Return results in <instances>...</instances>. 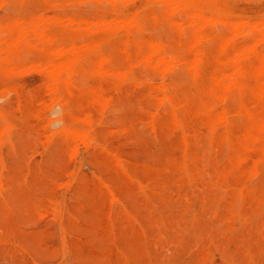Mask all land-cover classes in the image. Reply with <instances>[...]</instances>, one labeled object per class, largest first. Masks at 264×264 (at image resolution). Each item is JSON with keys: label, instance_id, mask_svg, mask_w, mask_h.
Here are the masks:
<instances>
[{"label": "rangeland", "instance_id": "1", "mask_svg": "<svg viewBox=\"0 0 264 264\" xmlns=\"http://www.w3.org/2000/svg\"><path fill=\"white\" fill-rule=\"evenodd\" d=\"M189 1L188 6L181 7L176 0L168 6L157 0H130L131 3L129 0H0V24L15 20L26 30L23 43L17 46L20 47L18 55L11 61L0 62V112L4 113L3 116L0 114L3 117L0 118V129H4L0 130V141L5 139L2 140L4 145L0 143V194L3 195L0 196V264H264V151L258 148L247 151L241 147L246 126L243 110L245 107L256 109L259 103L247 87L253 78L239 76L235 72L238 68L234 69V65L224 61L227 56L247 55L255 44L264 52L261 33L263 29L264 34L261 26L264 24V0ZM36 15L40 19V15L44 16L42 20L38 17L43 24L37 22ZM210 15L215 17H212L213 25L212 18L209 24ZM57 18L61 20L59 24ZM118 18L124 20L123 23ZM80 19H86L90 24L85 25L86 22ZM34 22L41 26L40 29ZM63 22L69 23L65 27ZM125 22L129 27L122 28ZM197 22L203 26L195 39L190 34ZM84 26L92 27L86 30ZM48 36L51 38L47 39ZM225 41L239 49L221 52L220 45ZM254 41L258 43L254 44ZM149 42H158L159 45L154 44L152 49L156 53L150 51ZM41 43L49 49L45 50ZM18 50H23L24 54ZM197 50L203 51L197 53ZM148 53L153 55H147V59ZM58 54L62 57L68 54L76 59H65L67 62L61 63L62 58H56ZM159 54H165V58L160 56L163 61L170 56L168 61L174 62L173 66H164L158 59ZM194 55H200L202 61L195 63L198 57ZM104 56L105 60H102ZM21 57L26 59L25 63ZM99 59L104 61L100 68L97 65ZM129 63L134 65L129 66ZM155 63L159 64L157 68ZM261 65L264 70V61ZM194 66L199 70L196 76ZM103 69L110 72L109 75ZM232 69L234 77L230 78V83L233 84L227 83L229 89L220 94V99L204 92L212 72L229 74L227 71ZM111 70L115 75L123 70L127 73L117 78ZM136 82L138 86L134 84ZM239 84L245 88L239 91ZM164 94L173 97L176 115ZM101 96L108 99L103 108ZM54 100L61 104L63 112L49 110ZM152 112L155 114L151 116ZM206 112L218 117L214 131L208 129L211 125ZM4 124L7 127L4 128ZM51 137L52 141L48 140ZM237 154L245 160L238 162ZM118 157L121 158L117 160ZM5 170H9L8 173ZM101 179L109 183L110 192ZM238 196L240 202H237Z\"/></svg>", "mask_w": 264, "mask_h": 264}, {"label": "bare ground", "instance_id": "2", "mask_svg": "<svg viewBox=\"0 0 264 264\" xmlns=\"http://www.w3.org/2000/svg\"><path fill=\"white\" fill-rule=\"evenodd\" d=\"M6 1V0H5ZM99 1H101V0H99ZM111 1V0H110ZM116 1V0H115ZM123 1V0H122ZM125 1V0H124ZM133 1V0H132ZM136 1V0H135ZM139 1V0H138ZM153 1V0H152ZM157 1H159L162 5H164V6H168L172 1H174V0H157ZM179 1V2H178ZM181 0H176V3H181L182 4V6L181 7H185V6H188L187 5V2L189 1H187V2H185V3H183L182 1L180 2ZM195 1V0H194ZM197 1V0H196ZM200 1V0H199ZM202 1V0H201ZM210 1H212V0H210ZM69 2H71V1H69ZM68 2V5L70 4ZM80 2V1H79ZM78 2V3H79ZM98 2V1H97ZM109 2V1H108ZM129 2H130V0H129ZM128 2V3H129ZM154 2H155V0H154ZM190 2V1H189ZM198 2V1H197ZM203 2V1H202ZM206 2V1H205ZM33 3V2H32ZM127 3V2H126ZM131 3V2H130ZM146 3V2H145ZM174 3V2H173ZM196 2H194V4H195ZM208 3V2H207ZM211 3H213V2H211ZM52 4V3H51ZM65 4V3H64ZM114 4H115V2H114ZM122 4H123V2H122ZM149 4V3H148ZM152 4V3H151ZM184 4V5H183ZM189 4H191V3H189ZM197 5H199L198 3H196ZM195 4V5H196ZM202 4H204V3H202ZM10 5H11V3H10ZM19 5V4H18ZM85 5H87V4H85ZM111 5V4H110ZM117 5V4H116ZM124 5H125V3H124ZM174 5V4H173ZM177 5V4H176ZM176 5H174V6H176ZM215 5H217V4H215ZM8 6V5H7ZM12 6V5H11ZM17 6V5H16ZM20 6V5H19ZM79 6V5H78ZM112 6V5H111ZM172 6V5H171ZM190 6V5H189ZM194 5H192L191 7H193ZM201 6L202 5H200V6H198V9H200L201 8ZM208 6H211L210 4H208ZM208 6H207V8H208ZM14 7V6H13ZM31 7V6H30ZM47 7V6H46ZM115 7V6H114ZM173 7V6H172ZM196 8H197V6H195ZM200 7V8H199ZM17 8V7H16ZM166 8V7H165ZM180 8V7H179ZM194 8V7H193ZM211 8V7H210ZM217 8V7H216ZM220 8V7H219ZM20 9H21V7H20ZM39 9V8H38ZM87 9H88V6H87ZM116 9V8H115ZM138 9V8H137ZM163 9V8H162ZM213 9V8H212ZM212 9H211V12H212ZM215 9V8H214ZM8 10V9H7ZM6 10V11H7ZM140 10V9H139ZM203 10H204V8H203ZM207 11H210V10H208V9H206ZM216 10H218V9H216ZM21 11V10H20ZM36 11V10H35ZM46 11V10H45ZM134 11V10H133ZM177 11V10H176ZM178 11H180V9L178 10ZM182 11V10H181ZM194 11V10H193ZM19 11H17V13H18ZM40 12V11H39ZM81 12H83V11H81ZM130 12V11H129ZM175 12V11H174ZM190 12H191V10H190ZM199 12V11H198ZM216 12V11H215ZM222 12V11H221ZM20 13V12H19ZM117 13V12H116ZM131 13V12H130ZM168 13H169V10H168ZM192 13V12H191ZM218 13V12H217ZM224 13V12H223ZM50 14V13H49ZM83 14H84V12H83ZM117 14H119V13H117ZM170 14V13H169ZM171 14H172V12H171ZM176 14H177V12H176ZM176 14H174V15H176ZM187 14V13H186ZM201 14V13H200ZM202 14H203V12H202ZM213 14V13H212ZM219 14H221L220 13V11H219ZM219 14H218V16H219ZM23 15V14H22ZM21 15V16H22ZM52 15V14H51ZM78 15V14H77ZM127 14H125V16H126ZM134 15V14H133ZM191 15V14H190ZM190 15H188V16H190ZM195 15H197V14H195ZM214 15H215V13H214ZM24 16V15H23ZM41 16V19H40V17H39V19L40 20H42L43 19V17L44 16H42V15H40ZM59 16V15H58ZM65 16H66V18L67 17H69V16H67L66 14H65ZM116 16V15H115ZM144 16V15H143ZM149 16V15H148ZM203 16V15H202ZM201 16V17H202ZM31 17V16H30ZM38 17H37V15L35 16V18H37V22H39L40 24L42 23L43 24V22H41V21H39V19H38ZM60 17V16H59ZM86 17H87V15H86ZM118 16H116V18H117ZM193 17V16H192ZM198 17V16H197ZM209 17V16H208ZM213 16H211L210 15V17H209V19H210V21H209V24L212 22L211 20L213 19V18H215V17H213ZM24 18V17H23ZM28 18V17H27ZM47 18V17H46ZM70 18V17H69ZM68 18V19H69ZM106 18H108V17H106ZM109 18H111V17H109ZM112 18H114V17H112ZM151 18V17H150ZM194 18H195V16H194ZM193 18V19H194ZM199 18V17H198ZM212 18V19H211ZM218 18V17H217ZM18 19V18H17ZM21 19H22V17H21ZM54 19H56V18H54ZM60 19H62V18H60ZM97 19H99V18H97ZM115 19V18H114ZM118 19H120L121 21H122V23H123V21L124 20H122L121 18H118ZM118 19H117V21H118ZM130 19H133V18H130ZM129 19V20H130ZM203 19V18H202ZM205 19V18H204ZM208 18H207V20H209ZM25 20H27V19H25ZM59 19L57 18V21H58ZM63 20V19H62ZM71 20V19H70ZM80 20H83V21H85L86 22V24L85 25H89L90 23H88L87 21H86V19H80ZM91 21H92V19H90ZM243 20V19H242ZM15 21V20H14ZM7 22V23H4V24H0V53H4V55L3 56H0V62H5V61H11L12 60V58L15 56V55H18V53H17V49H19V48H17V46L19 45V43L20 42H22V40H23V34L25 33V29H24V27L22 26V25H20L19 23H15V22ZM33 21V20H32ZM34 21H36V19L34 20ZM60 21L61 20H59V22H57L58 24L60 23ZM72 21V20H71ZM74 21V20H73ZM116 21V22H117ZM125 21H127L128 22V20H125ZM196 21H197V19H196ZM205 21V20H204ZM203 21V22H204ZM236 21V20H235ZM45 22V21H44ZM65 23H66V19H65V21H64ZM64 22L62 23L63 25H65V27H66V25L69 23V22H67V24H64ZM115 22V21H114ZM136 22V21H135ZM177 22V21H176ZM176 22H170V24L172 23H176ZM189 22H192V21H189ZM199 22V21H198ZM196 23V24H193V27L191 28V34H190V36L191 37H198L199 36V33H200V31H201V26H203V25H201L200 26V24L199 23ZM202 22V23H203ZM208 22V21H207ZM206 22V23H207ZM214 22V23H213ZM213 22L211 23L212 25L213 24H215V21H214V19H213ZM227 22V21H226ZM231 22V21H230ZM242 22V21H241ZM22 23H23V21H22ZM32 23V22H31ZM71 23V22H70ZM78 23V22H77ZM88 23V24H87ZM92 23V22H91ZM93 23H95L94 22V20H93ZM118 23V22H117ZM148 23V22H147ZM180 23V22H179ZM225 23V22H224ZM234 23V22H233ZM239 23V22H238ZM250 23H252V24H254L253 22H250ZM23 24H25V23H23ZM33 24H35L36 26H37V29H40L39 28V26H38V23H33ZM56 24V23H55ZM57 24V25H58ZM61 24V25H62ZM132 25L133 24H135L134 22L133 23H131ZM139 24V23H138ZM180 24H182V23H180ZM190 24V23H189ZM204 24V23H203ZM247 24V23H246ZM251 24V25H252ZM261 24V23H260ZM80 25V24H79ZM97 25V24H96ZM100 25V24H99ZM118 25V24H117ZM120 25V24H119ZM124 25V27H122V28H125V25H129V24H126V22L123 24ZM145 25V24H144ZM179 25V24H178ZM188 25V24H187ZM205 25V24H204ZM220 25V24H219ZM223 25V24H222ZM222 25H220V26H222ZM234 25V24H233ZM235 25H236V23H235ZM250 25V24H249ZM257 25V24H256ZM259 25V24H258ZM46 26V25H45ZM54 26V25H53ZM107 26V25H106ZM110 26H111V24H110ZM110 26H108V27H110ZM131 26V25H130ZM148 26V25H147ZM180 26H184V24H182V25H180ZM179 26V27H180ZM191 26H192V23H191ZM236 26H238V25H236ZM261 26H263L264 27V24L263 25H261ZM41 27V26H40ZM55 27V26H54ZM75 27V26H74ZM76 27L77 28H82V26L81 27H79V26H77L76 25ZM76 27H75V29H76ZM84 27H86V26H84ZM91 27L92 26H88V27H86V30H87V28H90L91 29ZM97 27V26H96ZM95 27V28H96ZM105 27V26H104ZM120 27V26H119ZM118 27V28H119ZM129 27V26H128ZM133 27V26H132ZM178 27V28H179ZM240 27V26H239ZM252 27H254V25H252ZM256 27V26H255ZM45 28V27H44ZM43 28V29H44ZM98 28V27H97ZM115 28V27H114ZM212 28H213V26H212ZM234 28L235 27H233V29L232 30H234ZM249 27H247V29H248ZM262 28V27H261ZM260 27H259V29H261ZM42 29V30H43ZM49 29V28H48ZM71 29V28H70ZM89 29V30H90ZM94 29V28H93ZM92 29V30H93ZM113 29V28H112ZM112 29H111V31H112ZM137 29V28H136ZM215 29V28H214ZM250 29V28H249ZM254 29H256V28H254ZM258 29V32L260 31ZM41 30V31H42ZM88 30V31H89ZM100 30H103V29H100ZM99 30V31H100ZM107 30V29H106ZM27 31H28V29H27ZM40 31V30H39ZM40 31V32H41ZM93 31H95V30H93ZM93 31H90V32H93ZM97 31V30H96ZM104 31H105V29H104ZM117 31V30H116ZM127 31V30H126ZM181 31H182V28H181ZM262 31H263V29H262ZM261 31V33H262V35L264 36V34H263V32ZM28 32H30V31H28ZM38 32V31H37ZM39 32V34H41ZM55 32V31H54ZM106 32V31H105ZM108 32V31H107ZM146 32H147V30H146ZM188 32V31H187ZM250 32L251 31H249V34H250ZM27 33V32H26ZM56 33H57V31H56ZM60 33V32H59ZM58 33V34H59ZM113 33H115V32H113ZM220 33H221V31H220ZM252 33V32H251ZM256 33V32H255ZM260 33V32H259ZM31 34V33H30ZM55 34V33H54ZM81 34V33H80ZM93 34H94V32H93ZM92 34V35H93ZM133 34V33H132ZM146 34V33H145ZM214 34V33H213ZM234 34H235V32H234ZM240 34V33H239ZM42 35V34H41ZM46 35V34H45ZM44 35V36H45ZM113 35V34H112ZM236 35V34H235ZM31 36V35H30ZM33 36V35H32ZM32 36L30 37V38H32ZM47 36V35H46ZM65 36V35H64ZM75 36V35H74ZM73 36V37H74ZM97 36V35H96ZM37 37V36H36ZM40 37V36H39ZM52 37H54V36H52ZM69 37V36H68ZM152 37V36H151ZM208 37V36H207ZM250 37H252V36H250ZM249 37V38H250ZM47 39L48 38H51L50 36H48V37H46ZM66 38V37H65ZM71 38V37H70ZM75 38H76V36H75ZM84 38V37H83ZM87 38V37H86ZM201 38H206V37H201ZM233 38H234V36H233ZM256 38H258V36H256ZM34 39V38H33ZM43 40H44V38H42ZM79 39V38H78ZM196 39V38H195ZM260 39H261V37H260ZM31 40V39H30ZM39 40H41V38L39 39ZM51 40V39H50ZM56 40H57V38H56ZM63 40V39H62ZM68 40V39H67ZM72 40V39H71ZM77 40V39H76ZM90 40V39H89ZM98 40V39H97ZM152 40V39H151ZM258 40V39H257ZM33 41V40H32ZM105 41V40H104ZM103 41V42H104ZM160 41V40H159ZM242 41H244V40H242ZM26 42H29V41H26ZM26 42H24V43H26ZM33 42H35V39H34V41ZM82 42V41H81ZM99 42V41H98ZM153 42V41H152ZM258 42H260V40H258ZM258 42H256V41H254L253 43L255 44V43H258ZM23 43V42H22ZM32 43V42H31ZM39 43V42H38ZM52 43H53V41H52ZM52 43H50L49 42V44H52ZM55 43V42H54ZM57 43H59V42H57ZM72 43V45H73V42H71ZM84 43V42H83ZM87 42H85V44H86ZM127 43H129V42H127ZM195 43V42H194ZM193 43V44H194ZM197 43V42H196ZM199 44L201 43V42H198ZM244 43H246V42H244ZM252 43V42H251ZM42 44V43H41ZM44 44H46V43H44ZM60 44V43H59ZM64 44V43H63ZM82 44V43H81ZM84 44V45H85ZM94 44H96V43H94ZM149 44H150V48H151V52L153 51L152 49H153V45L154 44H157V45H159L158 44V42L156 43H150L149 42ZM152 44V45H151ZM161 44V43H160ZM191 45L192 47L194 46V45ZM242 44H243V42H242ZM253 44V45H254ZM21 45V44H20ZM39 45V44H38ZM52 45H55V44H52ZM67 45V44H66ZM65 45V46H66ZM84 45H82V46H84ZM90 45V44H89ZM93 45V44H92ZM91 45V46H92ZM157 45H155V47L157 46ZM164 45V44H163ZM235 45V44H234ZM236 45H238V44H236ZM256 45V44H255ZM255 45L253 46V47H251L252 45H250V47L251 48H249L250 49V53L248 52V54L246 55H237V56H235V57H232V56H227L226 57V60H224V61H226L227 62V64H230V65H234L235 66V68L234 69H236V67L238 68V70L236 69L235 70V72H237V73H239V76H240V74H241V77H252L253 78V82L250 80V82H252L251 84H248L247 85V87H248V89H249V91H250V93L253 95V97L257 100V102L259 103V105L257 106V108L256 109H249V108H244V110H243V114L245 115V117H246V126H245V131H244V134H243V136H242V138H241V147L243 148V149H251V148H258V149H261V150H263L264 151V70L262 69V62L264 61V52H262V51H260V50H258L256 47H255ZM27 46V45H26ZM36 46H37V43H36ZM42 46H44L43 44H42ZM50 46V45H49ZM64 46V47H65ZM82 46H81V48H82ZM94 46V45H93ZM190 46V45H189ZM241 46V45H240ZM21 47H22V45H21ZM29 47V46H28ZM47 48H48V46H46ZM61 47V46H60ZM63 47V48H64ZM77 47V46H76ZM241 47H243V46H241ZM247 47V46H246ZM42 48V47H41ZM44 48H45V46H44ZM44 48H42L43 50H44ZM57 48V47H56ZM124 48H125V45H124ZM123 48V50H125ZM156 48H158V46L156 47ZM156 48H154V49H156ZM160 48V47H159ZM161 48H163L162 46H161ZM260 48H262V47H260ZM259 48V49H260ZM264 48V47H263ZM23 49V48H22ZM27 49H29V48H27ZM49 49V48H48ZM48 49H46L45 48V50H48ZM54 49V48H53ZM76 49H78V48H76ZM232 49V51L233 50H235V51H237V49H239V48H237V47H234L233 45H229L228 44V41H225V42H222L221 43V45H220V51L221 52H228L229 50H231ZM34 50V49H33ZM35 50H36V48H35ZM38 50V49H37ZM82 50V49H81ZM80 50V51H81ZM158 49H156V51H157ZM243 50H244V48H243ZM18 51H20V50H18ZM21 51H23V50H21ZM20 51V52H21ZM32 51V50H31ZM64 51V50H63ZM127 51V50H126ZM149 51V52H150ZM197 51H199V50H197ZM201 51H203V50H200L199 52H197V53H200ZM239 51V50H238ZM28 52H29V50H28ZM47 52V51H46ZM78 52H79V50H78ZM88 52H89V50H88ZM153 52H155V51H153ZM152 52V53H153ZM189 52V51H188ZM196 52V51H195ZM81 53V52H80ZM92 53V52H91ZM128 53V52H127ZM151 53V54H152ZM156 53V52H155ZM158 53H159V51H158ZM196 53V54H197ZM21 54H24V51L23 52H21ZM47 54V53H46ZM69 54V53H68ZM67 54V55H68ZM82 54V53H81ZM90 54V53H89ZM150 54V55H151ZM154 54V53H153ZM152 54V55H153ZM52 55V54H51ZM50 54H49V56H51ZM65 55V54H64ZM64 55H63V57H64ZM66 55V57H62V55L61 54H58L57 56L59 57H56L57 58V60L58 59H61V63H64L63 61H65V63L67 62V60H65V59H70V61H72V60H74V59H76V57H73V58H71V57H68ZM73 55V54H72ZM71 55V56H72ZM128 55V54H127ZM147 55H149V53L148 54H146V58H147ZM149 55V56H150ZM162 55H163V57H162ZM162 55H160L159 54V57H158V59L160 58L161 59V57L162 58H165V54H162ZM22 56V55H21ZM24 57H25V55H23ZM27 56V55H26ZM48 56V55H47ZM48 56V57H49ZM77 56V55H76ZM81 56V55H80ZM82 56H84L83 54H82ZM129 56V55H128ZM128 56H126V59H127V57ZM148 56V57H149ZM161 56V57H160ZM172 56V55H171ZM195 56V55H194ZM20 57V56H19ZM24 57L22 58L21 57V59H22V61H23V59H24ZM52 57V56H51ZM78 57V56H77ZM86 57V56H85ZM90 57H91V55H90ZM130 57V56H129ZM170 57V56H169ZM169 57L168 58H166L167 59V61L169 60ZM195 57H198V56H195ZM194 57V58H195ZM26 58V57H25ZM28 58V57H27ZM53 58H55V56L53 57ZM145 58V60H146V62H147V59ZM199 58H200V55H199V57L198 58H195V59H197V60H195V63H197V61H202L201 60V58H200V60H199ZM217 58V57H216ZM18 59V58H17ZM20 59V58H19ZM102 60H105V56L103 57V58H101ZM101 59H99V62L97 63V65H99L98 67L100 68V66L102 65V62H104V61H102ZM131 59V58H130ZM175 59V57L172 59V60H174ZM218 59V58H217ZM25 61H24V63L26 62V59H24ZM79 60V59H78ZM156 60H157V58H156ZM164 60V59H163ZM162 59H161V61L164 63L163 65L165 66L166 64H171L172 66H173V64H174V62H173V64L171 63V62H167L166 60L165 61H163ZM171 60V59H170ZM14 61V60H13ZM16 62H17V60H15ZM21 61V62H22ZM48 61H50L49 59H48ZM51 61H55V60H53V59H51ZM102 61V62H101ZM107 61H108V59H107ZM161 61L159 62V64L161 63ZM181 61V60H180ZM179 61V62H180ZM183 61H185V60H183ZM223 61V62H224ZM19 62H20V60H19ZM32 62V61H31ZM30 62V63H31ZM47 62V61H46ZM56 62H58V61H56ZM79 62V61H78ZM146 62H145V64H146ZM175 62H177L178 63V61H175ZM191 62H193L192 60H191ZM219 62V61H218ZM11 63L12 62H10V65H11ZM29 63V64H30ZM34 63V62H33ZM39 63H40V61H39ZM71 63V62H70ZM133 63V62H132ZM135 63H137L136 61H135ZM36 63H34V65H35ZM43 64V63H42ZM50 64L52 65L53 63L52 62H50ZM68 64H69V62H68ZM130 65L129 66H132V65H134V64H132L131 65V63H129ZM156 65H154V67L155 68H157V65L159 66V64L158 63H155ZM176 64V63H175ZM192 64L193 63H191L190 65V67H192ZM198 64H199V62H198ZM18 65V64H17ZM16 65V66H17ZM22 65V64H21ZM41 65V64H40ZM51 65H49L50 66V68H51ZM71 65V64H70ZM76 65V64H75ZM79 65V64H78ZM138 65V64H137ZM147 65H149L148 63H147ZM163 65H162V71L164 72V69H163ZM170 65V66H171ZM6 66V65H5ZM32 66L33 65H31L30 67L32 68ZM88 66V65H87ZM136 66V65H135ZM153 66V65H152ZM168 66V65H167ZM9 67H11V66H9ZM34 67H36V66H34ZM72 67V66H71ZM70 67V68H71ZM82 67V66H81ZM97 67V68H98ZM188 67H189V65H188ZM187 67V68H188ZM189 67V68H190ZM195 67V66H194ZM197 67V66H196ZM195 67V69H194V72H193V74L196 76V75H198V73H199V70H198V68H196ZM17 68V67H16ZM99 68H98V70H99ZM161 68V67H160ZM165 68V67H164ZM174 68V67H173ZM186 68V69H187ZM188 68V69H189ZM33 69V68H32ZM31 69V71H33ZM54 69V68H53ZM52 69V70H53ZM74 70H76L75 68H73ZM89 69H91V68H89ZM93 69H94V67H93ZM234 69H232L231 71H232V74L230 73V72H228L227 71V73H229V74H224V73H222V74H219L218 73V71H214V72H212L210 75H209V77H208V80H207V83H206V85L204 86V92H206L210 97H212V98H214V99H220V97H221V93L226 89H229V88H227L228 86H227V83L229 84L230 83V78L231 77H234L233 76V71H234ZM36 70V69H35ZM55 70V69H54ZM98 70H97V72H98ZM104 70V69H103ZM160 70V69H159ZM171 70V69H170ZM193 70V69H192ZM8 71V70H7ZM92 71V70H91ZM100 71H102V70H100ZM105 71V70H104ZM109 71V70H108ZM117 71V70H116ZM115 71V72H116ZM25 72V74H26V72H28V71H24ZM24 72L22 73V74H24ZM29 72H30V70H29ZM28 72V73H29ZM36 72V71H35ZM52 72V71H51ZM55 72V71H54ZM80 72V71H79ZM105 72H107V71H105ZM104 72V73H105ZM113 71L111 70V74H113L112 73ZM118 72H119V70H118ZM124 72V70L122 71V72H119L118 73V75H120V74H122ZM166 72V71H165ZM182 72V71H181ZM9 73V72H8ZM40 73H42V72H40ZM44 73H46L45 71H44ZM44 73H42V74H44ZM68 73H70V72H68L67 71V74ZM108 73V75H109V73L110 72H107ZM107 73H105V74H107ZM127 72L125 71V74H126ZM168 73H170L169 72V70H168ZM18 73H16V75H17ZM19 74H21V73H19ZM49 74V73H48ZM71 74V73H70ZM77 74V73H76ZM83 74V73H82ZM98 74V73H97ZM124 74V73H123ZM124 74V75H125ZM163 74V73H162ZM69 75V74H68ZM73 75V74H72ZM101 75V74H100ZM114 76H116L115 75V73L113 74ZM116 76L117 78H119V76ZM124 75H123V78H125L124 77ZM194 75H193V77H194ZM234 75H237V74H234ZM45 76H46V74H45ZM50 76H53V75H50ZM63 76H64V74H63ZM167 75H165L164 77H166ZM12 77H14V76H12ZM48 77V76H47ZM55 77H57V76H55ZM62 77V76H61ZM70 77H71V75H70ZM130 77V76H129ZM50 78V77H49ZM48 78V79H49ZM249 78V79H250ZM251 78V79H252ZM46 79V78H45ZM62 79V78H61ZM126 79V78H125ZM182 79V78H181ZM225 79H227L228 81H225ZM234 79V78H233ZM232 79V80H233ZM235 79H236V77H235ZM51 80H52V78H51ZM50 80V81H51ZM64 80H65V78H64ZM71 80H72V78H71ZM129 80H132V78L131 79H129ZM134 80V79H133ZM49 81V82H50ZM60 81V80H59ZM70 80L68 79V82H69ZM148 81V80H147ZM173 81V80H172ZM181 81H183V80H181ZM184 81H186V80H184ZM233 81H235V82H237L236 80H233ZM53 82V81H52ZM66 83H67V80L65 81ZM176 82V81H175ZM18 83V82H17ZM58 82H56V84H57ZM60 83H62V81L60 82ZM65 83V84H66ZM71 83H73V82H71ZM139 83H142L141 81H139ZM47 84V83H46ZM52 84V83H51ZM50 84V85H51ZM54 84V83H53ZM135 85H137L138 86V84H137V82L136 83H134ZM231 84H233V83H230V85ZM61 85V84H60ZM190 85V84H189ZM193 85V84H192ZM236 85H237V83H236ZM47 86V85H46ZM63 86H64V84H63ZM65 86H67V85H65ZM68 86H70V85H68ZM74 86V85H73ZM239 91H240V89H244L245 88V86L244 85H240L239 84ZM51 87V86H50ZM54 87V86H53ZM157 87V86H156ZM8 88V87H7ZM47 88V87H46ZM57 88V87H56ZM56 88H54V89H56ZM69 88V87H68ZM134 88V87H133ZM4 89H6V87L4 88ZM9 89V88H8ZM8 89H6V90H8ZM50 88H48V90H49ZM60 89H61V87H60ZM164 89H165V87H164ZM29 89H27L26 91H28ZM68 90V89H67ZM70 90V89H69ZM246 90H247V88H246ZM9 91H10V89H9ZM58 91V90H57ZM116 91V90H115ZM229 91V90H228ZM47 92V91H46ZM59 92V91H58ZM70 91H68V93H69ZM2 93H4L3 91H2ZM8 93V92H7ZM46 94V93H45ZM50 94V93H49ZM52 94V93H51ZM70 94V93H69ZM101 94V93H100ZM7 95V94H6ZM10 95V94H9ZM164 95H166L165 96V98H167V101H168V103H169V105H170V107H171V109H172V112H173V114H175V111H176V106H175V102H174V100H173V97L171 96V95H167V94H164ZM182 95V94H181ZM222 95H224V93L222 94ZM242 95V94H241ZM2 96V95H1ZM51 96H53V95H50V97ZM55 96V95H54ZM57 96H59V95H57ZM111 96V95H110ZM186 96H187V94H186ZM189 96V95H188ZM225 96V95H224ZM60 98H61V96H59ZM102 97V99H104L103 101H104V105H102V104H100V106L103 108V106H105V104L107 105V103H105V99H106V96H105V98H103V96H101ZM161 97H163V96H161ZM242 97V96H241ZM8 98H9V96H8ZM52 99H53V97H51ZM55 98V97H54ZM56 98H58V97H56ZM225 98H226V96H225ZM224 98V99H225ZM98 99V98H97ZM161 99V98H160ZM223 99V98H222ZM223 99V101H225ZM56 100V99H55ZM53 101L52 102V104H50L51 106H50V109L49 110H51L53 113H58L60 110H61V104L58 102V101ZM58 100V99H57ZM60 100V99H59ZM107 101H108V99H106ZM3 101V100H2ZM51 101V100H50ZM202 101V100H201ZM249 101V100H248ZM8 102V101H7ZM31 102V101H30ZM35 102V101H34ZM38 102V101H37ZM45 103V101L43 100L42 101V103ZM160 102V101H159ZM162 102H163V99H162ZM161 102V103H162ZM246 102V101H245ZM33 103V102H32ZM31 103V104H32ZM40 103V102H39ZM47 103V102H46ZM51 103V102H50ZM161 103H160V105H161ZM249 103V102H248ZM10 104V103H9ZM213 104V103H212ZM251 104V103H250ZM42 105V104H41ZM43 105H46V104H43ZM93 105V104H92ZM223 105V104H222ZM8 106V105H7ZM47 106V105H46ZM180 106L182 107V105L180 104ZM18 107V106H17ZM62 107H64V106H62ZM66 107V106H65ZM139 107H140V105H139ZM212 107H214V106H212ZM211 107V108H212ZM10 108H13L14 109V107H12V106H10ZM48 108V107H47ZM104 108H106V107H104ZM141 108V107H140ZM158 108V107H157ZM210 108V107H209ZM224 108V107H223ZM17 109V108H16ZM19 109H20V107H19ZM65 109V108H64ZM203 109V108H202ZM63 110V109H62ZM61 110V111H62ZM103 110V109H102ZM69 111V110H68ZM67 111V112H68ZM221 111L222 112H224L225 110H222L221 109ZM63 112V111H62ZM65 112V111H64ZM71 112V110L69 111V113ZM155 113H156V110L154 111ZM154 112H152L151 113V116H152V114L154 115L155 113ZM84 113V112H83ZM85 113H87V112H85ZM89 114H90V112H88ZM92 113V112H91ZM207 113V112H206ZM236 113V112H235ZM0 114H2V116L4 115V113H2V112H0ZM51 114V113H50ZM50 114H49V116H50ZM63 114V113H62ZM72 114V113H71ZM70 114V115H71ZM229 114H232V113H229ZM240 114V113H239ZM73 115V114H72ZM101 115H102V113H101ZM176 115V114H175ZM221 114H218L217 116H220ZM223 115H226V113L225 114H223ZM56 116V115H55ZM87 116V115H86ZM222 116V115H221ZM40 117V116H39ZM53 117V116H52ZM62 117H63V115H62ZM177 117V116H176ZM225 117H227V116H225ZM1 118V120H2V118L3 117H0ZM57 118L59 119V115L57 116ZM76 118H78V117H76ZM75 118V119H76ZM102 118V117H101ZM101 118H99L100 120H101ZM175 118V117H174ZM216 116L214 115H212L211 113H207V120L209 121V123H210V127L211 128H208V129H212L213 131L215 130V127H216V119L218 120V117L216 118ZM6 119L7 118H5L4 117V121H6ZM72 120H74V118H71ZM70 119V120H71ZM90 119H91V121H92V118L90 117ZM103 119V118H102ZM140 119V118H139ZM154 119V118H153ZM178 119V118H177ZM226 119V118H225ZM240 119V118H239ZM50 120V119H49ZM48 120V121H49ZM222 120V119H221ZM4 121H2V122H4ZM52 121V120H51ZM63 121V120H62ZM76 121V120H75ZM99 121V120H98ZM177 121V120H176ZM175 121V123H177ZM226 121H227V119H226ZM7 122V121H6ZM6 122H5V124H6ZM74 122V121H73ZM80 122V121H79ZM56 123V122H55ZM81 123V122H80ZM99 124H100V121L98 122ZM4 124V125H5ZM46 124H48V123H46ZM52 124H54V123H52ZM65 124V123H64ZM82 124V123H81ZM152 124H153V122H152ZM177 124H180V122H178ZM176 124V125H177ZM3 125V127L5 128V127H7V125H5L4 126ZM49 125V124H48ZM63 125V124H62ZM86 125V124H85ZM91 125H92V123H91ZM98 125V124H97ZM181 125V124H180ZM179 125V126H180ZM9 126H10V124H9ZM88 126V125H87ZM2 127V128H3ZM89 127V126H88ZM92 127H94V125L92 126ZM181 127H182V125H181ZM226 127V126H225ZM10 128H11V126H10ZM9 128V129H10ZM50 128V127H49ZM65 128V127H64ZM67 128V127H66ZM78 128V127H77ZM77 128H74V129H77ZM143 128V127H142ZM152 128V127H151ZM177 128H179V127H177ZM190 128V127H189ZM188 128V129H189ZM227 128V127H226ZM8 129V128H7ZM9 129H8V131H9ZM44 129H45V127H44ZM58 129V128H57ZM60 129V128H59ZM58 129V130H59ZM69 129H70V127H69ZM81 129V128H80ZM84 129V128H83ZM87 129V128H86ZM182 129V128H181ZM0 130H4V129H0ZM22 130V129H21ZM55 130H56V127H55ZM85 130V129H84ZM113 130H114V128H113ZM125 129H123V131H124ZM184 130V129H183ZM182 130V132H184ZM226 130V129H225ZM19 131V130H18ZM47 131V130H46ZM50 131L52 132V130L50 129ZM64 131V130H63ZM78 131V130H77ZM54 132V131H53ZM58 132H60V131H58ZM57 132V133H58ZM65 132V131H64ZM72 132V131H71ZM79 132V131H78ZM77 132V133H78ZM217 132V131H216ZM2 133V132H1ZM39 133H40V131H39ZM49 133V132H48ZM55 133H56V131H55ZM92 133H94V132H92ZM111 133V132H110ZM198 133V132H197ZM9 134H11V133H9ZM8 134V135H9ZM41 134V133H40ZM65 134V133H64ZM79 134V133H78ZM77 134V135H78ZM186 134V133H185ZM204 134V133H203ZM28 135H30V134H28ZM27 135V136H28ZM43 135H45V133L43 134ZM91 134L89 133V136H90ZM92 135H94V134H92ZM155 135V134H154ZM201 135V134H200ZM227 135V134H226ZM1 136V135H0ZM5 136H6V134H5ZM19 135H17L16 137H18ZM66 136H67V134H66ZM65 136V137H66ZM84 136V135H83ZM95 136V135H94ZM210 136V135H209ZM7 137V136H6ZM96 137V136H95ZM94 137V138H95ZM155 137V136H154ZM213 137V136H212ZM211 137V138H212ZM3 138V136L1 137V139ZM81 138V137H80ZM94 138H92V139H94ZM204 138H206V137H204ZM52 139V137L50 138V139H48V140H51ZM100 139V138H99ZM156 139V138H155ZM186 139V138H185ZM225 139H226V137H225ZM3 140V139H2ZM0 141V143L1 142H3V141ZM7 140V139H6ZM34 140V139H33ZM85 140V139H84ZM83 140V141H84ZM101 140V139H100ZM205 140V139H204ZM228 140V139H227ZM11 141V140H10ZM52 141V140H51ZM50 141V142H51ZM89 141H90V139H89ZM155 141H157V139L155 140ZM12 142V141H11ZM41 142H43V141H41ZM49 142V141H48ZM81 142V141H80ZM97 142H98V140H97ZM211 142V141H210ZM229 142H231V141H229ZM13 143V142H12ZM12 143L10 144V145H12ZM208 143V142H207ZM226 143V142H225ZM1 144H3L4 145V142L3 143H1ZM100 144V143H99ZM177 144V143H176ZM186 144H187V142H186ZM210 144V143H209ZM212 144V143H211ZM36 145V144H35ZM76 145H77V143H76ZM93 146H94V144H92ZM101 145H102V143H101ZM104 145V144H103ZM34 146V145H33ZM43 146V145H42ZM178 146V145H177ZM182 146V145H181ZM196 146V145H195ZM227 146H229V145H227ZM74 147V146H73ZM77 147V146H76ZM75 147V148H76ZM98 147V146H97ZM96 147V148H97ZM230 147V146H229ZM80 148V147H79ZM88 148V147H87ZM214 148H216V147H214ZM227 148V147H226ZM92 149H95V147L94 148H92ZM100 149H101V147H100ZM184 149H185V146H184ZM184 149H182V150H184ZM188 149V148H187ZM104 150V149H103ZM103 150H101V151H103ZM210 150V149H209ZM2 151V150H1ZM0 151V152H1ZM73 151H75V152H77L78 153V151H76V150H73ZM100 151V150H99ZM105 151V150H104ZM107 151H108V149H107ZM248 151V150H247ZM31 152V151H30ZM81 152V151H80ZM189 153H190V150L188 151ZM71 155H72V153L71 152H69ZM105 153H108V152H105ZM115 153V152H114ZM113 153V154H114ZM186 153V152H185ZM188 153V154H189ZM262 153H264V152H262ZM70 154H69V157H70ZM74 154H76V153H74ZM123 154V153H122ZM183 154V153H182ZM212 155V154H211ZM238 155V154H237ZM72 156H75V155H72ZM184 156V155H183ZM239 156V155H238ZM115 157H116V155H115ZM123 157V156H122ZM177 157V156H176ZM71 158V157H70ZM121 157H118L117 158V160L118 159H120ZM190 158V157H189ZM208 158V157H207ZM242 158V157H241ZM240 158V156H239V158L237 159L238 160V162H240L241 163V161L242 160H245V159H241ZM253 158V157H252ZM79 159H80V157H79ZM128 159V158H127ZM205 159V158H204ZM264 159V158H263ZM1 160V159H0ZM129 160V159H128ZM78 161V160H77ZM178 161V160H177ZM205 161V160H204ZM257 161L258 160H256L254 163H257ZM80 162H82V160L80 161ZM112 162V161H111ZM110 162V163H111ZM191 162V161H190ZM262 162V161H261ZM116 164H120V163H122L121 162V160H120V163H117V162H115ZM197 163V162H196ZM235 163V162H234ZM240 163H238V165L240 164ZM254 163H253V165H254ZM264 163V162H263ZM76 164V163H75ZM78 164V163H77ZM76 164V165H77ZM102 164V163H101ZM115 164V165H116ZM27 165H28V163H27ZM148 165V164H147ZM190 165V164H189ZM252 165V166H253ZM120 166V165H119ZM121 166H123V165H121ZM180 166V165H179ZM179 166H178V168H179ZM182 166H185V168H186V165H182ZM255 166V165H254ZM24 168H26V166H23ZM75 167V166H74ZM78 167H80L81 168V166H80V164H79V166ZM113 167V166H112ZM27 168H28V166H27ZM122 168V167H121ZM124 168V167H123ZM184 168V169H185ZM77 169H79V168H77ZM184 169H182V170H184ZM195 169V168H194ZM205 169V168H204ZM248 169H250V168H248ZM254 169V168H253ZM18 170V169H17ZM27 170H29V169H27ZM41 170V169H40ZM72 170V169H71ZM70 170V171H71ZM89 170V169H88ZM115 170H116V168H115ZM180 170V169H179ZM6 171V170H5ZM9 171V170H8ZM8 171H6V173H8ZM127 171V170H126ZM198 171V170H197ZM202 171V170H201ZM256 171H258V170H256ZM27 172V171H26ZM41 172V171H40ZM73 172V171H72ZM92 172H93V169H92ZM183 172V171H182ZM186 172H188V171H185V173ZM191 172V171H190ZM193 172V171H192ZM191 172V173H192ZM250 172V171H249ZM67 173H69V171L67 172ZM203 173H204V171H203ZM244 173V172H243ZM253 172H250V174L253 176V174H252ZM256 173V172H255ZM2 174V173H1ZM75 173H73V175H74ZM77 174V173H76ZM81 174V173H80ZM95 174V173H94ZM205 174V173H204ZM257 174V173H256ZM69 175H70V173H69ZM127 175H128V173H127ZM158 175V174H157ZM190 175V174H189ZM66 176H68V175H66ZM71 176V175H70ZM97 176V175H96ZM132 176V175H131ZM172 176V175H171ZM186 176H187V174H186ZM191 176V175H190ZM190 176H188V177H190ZM5 177V176H4ZM76 177V176H75ZM99 177V176H98ZM129 177V176H128ZM71 178H73V177H71ZM85 178V177H84ZM151 178V177H150ZM26 179V178H25ZM99 179V178H98ZM133 179H134V177H133ZM136 179V178H135ZM152 179V178H151ZM165 179V178H164ZM167 179V178H166ZM186 179V178H185ZM216 179H217V176H216ZM1 180V179H0ZM57 180V179H56ZM68 180V179H67ZM73 180V179H72ZM76 180V179H75ZM137 180V179H136ZM139 180V179H138ZM154 180V179H153ZM188 180H191V178L190 179H188ZM257 180V179H256ZM16 181H18V180H16ZM55 181V180H54ZM70 181V180H69ZM98 181V180H97ZM101 181L103 182V180L101 179ZM168 181V180H167ZM64 182H66V181H64ZM192 182H193V180H192ZM216 182V181H215ZM219 182V181H218ZM227 182V181H226ZM262 182V181H261ZM91 183V182H90ZM104 183V182H103ZM137 183V182H136ZM138 183H139V181H138ZM187 183V182H186ZM69 184H71V183H69ZM104 184H106L105 186H106V188H108V184L107 183H104ZM155 184V183H154ZM212 184V183H211ZM215 184V183H214ZM59 185V184H58ZM103 185V184H102ZM144 185V184H143ZM1 186H2V183H1ZM61 186V185H60ZM60 186H58V188L60 187ZM64 186V185H63ZM62 186V187H63ZM141 186V185H140ZM140 186H138V187H140ZM175 186V185H174ZM212 186V185H211ZM229 186V185H228ZM231 187V186H230ZM232 187H233V185H232ZM235 187V186H234ZM1 188V187H0ZM65 188V187H64ZM66 188H68V187H66ZM178 188V187H177ZM188 188V187H187ZM217 188H220V187H217ZM223 188V187H222ZM225 188V187H224ZM229 188V187H228ZM109 189V192H110V188H108ZM141 189V188H140ZM144 189V188H143ZM149 189V188H148ZM240 189H242V188H240ZM62 190V189H61ZM65 190V189H64ZM217 190V189H216ZM33 191V190H32ZM60 191V190H59ZM67 191V190H66ZM66 191H65V193H66ZM173 191V190H172ZM221 191V190H220ZM223 191V190H222ZM221 191V193H223ZM240 192H241V190H239ZM238 191V192H239ZM62 192V191H61ZM112 192V191H111ZM166 192V191H165ZM219 192V191H218ZM0 193H1V191H0ZM58 193V192H57ZM113 193V192H112ZM225 194V193H224ZM245 194V193H244ZM62 195V194H61ZM112 195V194H111ZM174 195V194H173ZM0 196H1V194H0ZM219 196H220V192H219ZM233 196V195H232ZM239 196H240V194H239ZM239 196H238V200H237V202L239 201L240 202V200H241V198H239ZM241 196H242V194H241ZM1 197H3V195L1 196ZM111 197H113V196H111ZM182 197V196H181ZM184 197H185V195H184ZM216 197H218V196H216ZM234 197V196H233ZM47 198H49V197H47ZM50 199V198H49ZM53 199V198H52ZM58 199H59V196H58ZM62 199V198H61ZM110 199V198H109ZM114 200L115 199H118V198H116V197H114L113 198ZM240 199V200H239ZM119 200V199H118ZM44 201V200H43ZM110 201V200H109ZM121 202V201H120ZM145 202V201H144ZM37 203V202H36ZM39 203V202H38ZM122 203H123V201H122ZM194 202H192V204H193ZM7 204V203H6ZM121 204V203H120ZM239 204V203H238ZM8 205V204H7ZM114 205V204H113ZM125 205V204H124ZM121 206H122V204H121ZM237 207H238V205H236ZM263 207V206H262ZM10 208V207H9ZM125 208H127V206L125 207ZM126 210V209H125ZM237 210H238V208H237ZM110 211V210H109ZM152 211V210H151ZM127 212H129L128 210H127ZM131 212V211H130ZM88 214V213H87ZM78 216V215H77ZM131 216H132V212H131ZM135 216V215H134ZM76 217V216H75ZM108 217H109V215H108ZM133 217V216H132ZM136 217V216H135ZM236 217H238V216H236ZM110 219H111V217H110ZM134 219H136V218H134ZM234 220V219H233ZM82 222V221H81ZM107 222V221H106ZM136 222V221H135ZM138 223V222H137ZM105 224V223H104ZM83 225H84V223H83ZM115 225V224H114ZM127 225V224H126ZM134 226V225H133ZM132 226V227H133ZM141 226V225H140ZM143 226V225H142ZM112 227V226H111ZM95 228H97V227H95ZM99 228V227H98ZM141 228V227H140ZM145 229V228H144ZM114 230V229H113ZM142 230V229H141ZM129 231V230H128ZM115 232V231H114ZM144 232H145V230H144ZM147 233V232H146ZM145 233V234H146ZM186 233V232H185ZM145 234L143 235V237L145 236ZM114 236H115V233H114ZM146 239V238H145ZM1 240V239H0ZM3 241V240H2ZM114 241V240H113ZM133 241V240H132ZM145 242V241H144ZM25 243V242H24ZM115 244V243H114ZM70 245V244H69ZM115 246H116V244H115ZM69 247H71V246H69ZM117 247V246H116ZM61 248H63V247H61ZM71 249V248H70ZM58 250H59V248H58ZM68 250V249H67ZM120 250V249H119ZM141 250V249H140ZM71 251V250H70ZM121 251H123V250H121ZM62 252V251H61ZM72 252V251H71ZM78 253H79V251H78ZM204 253V252H203ZM58 254H60V253H58ZM57 254V255H58ZM62 254V253H61ZM229 255V254H228ZM70 256H71V254H70ZM206 256V255H205ZM230 257V256H229ZM168 259V258H167ZM234 259V258H233ZM207 261V260H206ZM206 261H204V262H206ZM211 261V260H210Z\"/></svg>", "mask_w": 264, "mask_h": 264}]
</instances>
